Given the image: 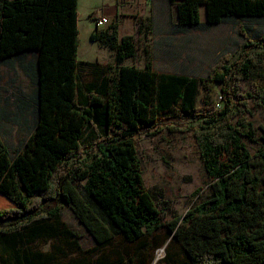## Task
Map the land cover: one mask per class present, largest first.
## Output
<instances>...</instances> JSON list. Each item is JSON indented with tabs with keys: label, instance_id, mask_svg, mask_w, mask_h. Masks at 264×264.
<instances>
[{
	"label": "trees",
	"instance_id": "16d2710c",
	"mask_svg": "<svg viewBox=\"0 0 264 264\" xmlns=\"http://www.w3.org/2000/svg\"><path fill=\"white\" fill-rule=\"evenodd\" d=\"M171 1L179 28L264 18V0ZM78 10L79 0H0V60L40 52L35 130L15 156L0 135V236L65 232L62 206L99 246L113 236L137 242L135 264L165 244L158 264H264V147L254 156L245 142L257 140L250 100L264 107V85L242 89L264 67V34L254 39L242 28L239 56H221L201 88L190 77L172 76L165 85L150 62L145 69L122 64L136 56L135 37L120 38L112 23L91 40L117 53L114 90L108 97L90 91L81 103ZM164 129L190 134L215 179L207 200L173 219L145 190L136 140ZM15 261L33 263L27 252Z\"/></svg>",
	"mask_w": 264,
	"mask_h": 264
},
{
	"label": "rangeland",
	"instance_id": "374dc122",
	"mask_svg": "<svg viewBox=\"0 0 264 264\" xmlns=\"http://www.w3.org/2000/svg\"><path fill=\"white\" fill-rule=\"evenodd\" d=\"M157 1L159 6L156 11L161 13V2ZM136 8L137 0H80L78 12L81 36L77 57L80 62L77 90L81 103L90 91L108 97L114 90L118 73L117 53L91 41L87 34L84 36L83 26L89 23L97 24L96 17H91L94 13L101 16L103 13L116 11L122 17L123 13L133 14ZM163 11L169 19L177 15V9L172 4ZM157 13L151 25L145 24L140 15H134L135 25L140 26V33L134 36L137 53L135 57L125 59L122 64L143 66L145 69L150 62L152 69L159 74L165 85H168L169 77L172 76L190 77L196 79L202 88L210 68L221 56L230 54L233 59L239 56L246 41L241 34L242 28L254 39H259L264 34V18L229 16L219 25H202L189 30L191 43L188 46L185 39L175 37L164 38L155 35V40H152L147 33L156 28ZM206 14V7L202 6L200 16L203 21H206ZM110 18L113 19L111 24L118 22L113 15ZM111 24L103 29H107ZM12 76L9 75V78L12 79ZM255 83L264 85V67L254 71L250 79L243 81L242 89L247 92ZM29 97V93L17 85L7 90L0 88V135L14 156L26 146L38 122L37 107L26 104ZM250 104V119L255 124L257 140L245 142L252 155L256 156L259 148L264 147V107L252 99ZM99 118L96 131L103 133V120L102 117ZM192 139L188 133L172 134L167 129L158 135L136 137L145 190L152 195L156 206L167 213L169 219L186 215L197 203L204 202L212 195L215 179L207 173ZM6 203L8 202L5 201ZM0 207L5 206L0 203ZM60 210L65 232H57L54 237L43 232L30 234L28 230L13 239L11 236H0V264H16V255L23 252L32 257L31 264L139 262L137 253L140 245L137 242L129 243L121 236H113L108 243L99 246L72 209L61 206ZM166 247L167 244L154 251H147L145 264L160 263L165 256Z\"/></svg>",
	"mask_w": 264,
	"mask_h": 264
},
{
	"label": "crops",
	"instance_id": "0c3cea01",
	"mask_svg": "<svg viewBox=\"0 0 264 264\" xmlns=\"http://www.w3.org/2000/svg\"><path fill=\"white\" fill-rule=\"evenodd\" d=\"M151 2V4H149ZM161 2V13H157V7L159 6V1L157 0H137V8L136 12L133 14H126L123 13L118 15L116 11H110L109 13H103L104 15L109 17L110 23L113 19H111V15L118 19V33L120 37L125 35L128 36H135L139 34V25H135L134 22V15H140L145 20V24L151 25L152 19L154 18L155 14L157 13L158 19L156 22V31L152 29L150 30L147 35L150 39L155 40V35L160 37H175V39H185L186 46H188L191 41L189 40V30H193L189 28H179L178 27V17L177 15L174 16L172 19H169L166 15V10L163 11L164 8L170 7L172 4L176 7L171 0H160ZM80 4V0H79ZM150 5V6H149ZM204 6V5H203ZM202 7V6H201ZM177 9V8H176ZM178 13V12H177ZM201 14V8H200ZM133 15V16H132ZM97 16V13H94V17ZM99 16V15H98ZM201 19V16H200ZM201 22L204 24L205 21L201 19ZM108 24V25H109ZM80 25V24H79ZM155 25V24H154ZM153 28V26H152ZM84 29V36L87 34L91 40V35L93 32H101L104 31L103 28L97 29V24L89 23L88 25L83 26ZM156 32V33H155ZM81 36V28L79 26V41ZM78 41V43H79ZM92 41V40H91ZM97 42V41H93ZM99 44V43H97ZM104 47V46H102ZM107 48V47H105ZM187 48L185 47V50ZM79 51V47H78ZM40 52L31 50L30 52L20 56V57H12L11 59L7 60H0V88L7 90L9 87L10 89L17 85V87H22L23 90L29 93V101L26 102L28 106L33 105L36 107L37 103V90H38V60H39ZM176 58V57H175ZM131 66V65H130ZM143 68V66H140ZM211 69V68H210ZM13 75L12 79L9 78V75ZM15 74V75H14ZM3 97V94L1 95ZM0 105L2 103L0 102ZM2 114L0 113V119Z\"/></svg>",
	"mask_w": 264,
	"mask_h": 264
},
{
	"label": "built area",
	"instance_id": "2783aa9c",
	"mask_svg": "<svg viewBox=\"0 0 264 264\" xmlns=\"http://www.w3.org/2000/svg\"><path fill=\"white\" fill-rule=\"evenodd\" d=\"M96 20H97V28L101 29L103 27H106L109 23V17L105 16V15H101V16H96Z\"/></svg>",
	"mask_w": 264,
	"mask_h": 264
}]
</instances>
